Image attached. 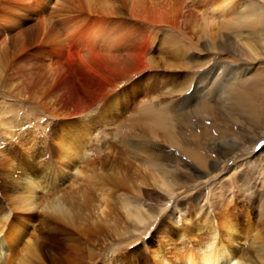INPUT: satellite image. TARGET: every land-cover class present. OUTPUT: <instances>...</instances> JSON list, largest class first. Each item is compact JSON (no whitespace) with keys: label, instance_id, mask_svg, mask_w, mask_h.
Instances as JSON below:
<instances>
[{"label":"bare ground","instance_id":"1","mask_svg":"<svg viewBox=\"0 0 264 264\" xmlns=\"http://www.w3.org/2000/svg\"><path fill=\"white\" fill-rule=\"evenodd\" d=\"M262 18L264 0H0V165L17 155L16 168L1 173L25 194L15 209L80 227L98 215L114 220L113 189L132 194L138 179L173 188L175 177L157 163L171 156L153 142L178 145L177 129L195 119L212 123L210 150L232 144L219 128L235 121L225 109L255 111L237 79ZM249 120L263 134V121ZM191 158L205 169L209 156ZM120 208L128 218V205ZM9 216H0V252ZM207 230L156 252L153 264H264L263 242L254 239L245 259L232 235Z\"/></svg>","mask_w":264,"mask_h":264},{"label":"rangeland","instance_id":"2","mask_svg":"<svg viewBox=\"0 0 264 264\" xmlns=\"http://www.w3.org/2000/svg\"><path fill=\"white\" fill-rule=\"evenodd\" d=\"M242 36L246 37L244 33ZM252 39L251 52L246 48L250 63L239 59L241 73L237 80L248 87L255 111L250 115L233 111L229 115L224 110L235 121L219 129L227 133L226 141L232 144H217L210 150L204 130L212 123L198 126L195 119L177 129L182 135L178 145L153 142L157 151L171 156L169 161L157 163L175 177L173 188L165 191L151 180L138 179L139 189L132 194L113 189L110 201L116 212L114 220L106 221L98 215L94 223L80 227L40 209H15L25 194L13 190L14 184L1 174L16 168L17 155L11 154L12 161L0 165V186L5 187L0 189V216L10 212L1 235L8 247L0 252L2 264H153L156 252L170 244L180 246L185 239L197 242L212 226L222 238L232 235L236 256L250 258L256 246L253 240L264 243V18L256 22ZM222 100L220 104L227 107L228 98ZM1 107L0 103V111ZM251 115L263 121V134L248 129ZM256 134L260 137L253 149L242 151ZM218 150L222 157L216 159ZM194 154L209 156L205 169L192 160ZM124 205L129 207L128 218L124 209H119ZM135 211L142 217L136 218Z\"/></svg>","mask_w":264,"mask_h":264}]
</instances>
